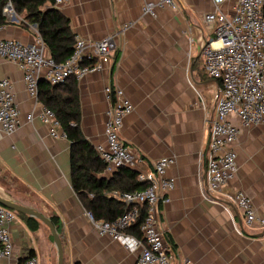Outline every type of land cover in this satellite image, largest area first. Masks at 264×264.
Returning <instances> with one entry per match:
<instances>
[{
    "label": "crops",
    "instance_id": "obj_1",
    "mask_svg": "<svg viewBox=\"0 0 264 264\" xmlns=\"http://www.w3.org/2000/svg\"><path fill=\"white\" fill-rule=\"evenodd\" d=\"M176 2L174 9L156 8L153 16L143 13L142 0H65L56 5L74 37L89 41L131 23L117 38L110 62L75 79L79 128L93 146L104 143L109 107L104 88H121L133 108L123 118L120 137L136 155L137 170H149L162 156L173 160L166 175L174 186L169 201L160 205L159 228L165 244L176 251L175 263L264 264V227L246 224L233 202L235 191L242 190L264 215V125H242L230 116L238 127L232 144L237 170L222 191L208 192L204 153L219 82L205 72L201 46L214 36L216 24L202 21L214 5L211 0ZM232 6L226 0L219 10L229 15ZM19 20L15 15L12 23L1 26L0 38L33 41V27ZM45 53L50 55L46 46ZM4 76L14 84L19 122L13 133L0 134V174L15 184L9 188L0 183V195L57 218L63 264H135L138 249L124 247L92 225L72 185L70 141L50 136L49 126L37 115L39 100L25 89L22 71L0 58V78ZM114 171L103 169L102 177ZM37 220L31 230L15 212L7 224L12 255L0 264H17L30 256L38 264H57L50 230Z\"/></svg>",
    "mask_w": 264,
    "mask_h": 264
},
{
    "label": "built area",
    "instance_id": "obj_2",
    "mask_svg": "<svg viewBox=\"0 0 264 264\" xmlns=\"http://www.w3.org/2000/svg\"><path fill=\"white\" fill-rule=\"evenodd\" d=\"M177 0H142V11L155 15L156 8H176ZM212 11L202 15L205 23L214 22V36L201 46L202 63L205 72L219 82L215 96L213 115L208 119L209 138L205 151L206 190L218 192L234 177L236 153L232 147L238 134V127L230 121L235 115L242 125H264V0H231L232 12L227 15L219 10L226 0H211ZM65 0H54L60 5ZM2 14L7 20L15 17V12L6 2ZM131 25L120 26L121 31L108 34L102 39L89 41L74 37L73 52L61 63H57L45 53V44L35 31L33 41L23 43L12 38H0V58L10 60L23 73V81L28 94L38 101V82L44 79L50 84H62L70 76L81 78L86 72L100 69L110 62L112 53L118 47L117 38ZM109 100L104 125V143L94 146L104 162V170L112 172L119 167L137 170L138 159L120 137L123 118L133 108L132 103L119 87L104 88ZM38 117L49 126L52 137L66 138L54 113L38 101ZM19 122V108L15 101L14 84L8 77L0 78V134L13 133ZM170 157L162 156L154 160L149 170H137V179L146 183L142 189L113 191L115 199L127 208L112 220L94 219L86 212L92 225L100 234L109 235L130 250L138 249L135 264H188V260L175 263L176 251L165 244L164 233L159 228L160 205L169 201L168 192L174 181L166 175L172 164ZM233 202L248 225L264 227V215L258 213L248 195L236 190ZM139 237L127 233V229L140 217ZM15 219V212L0 204V260L12 255V243L7 224ZM17 264H38L34 256Z\"/></svg>",
    "mask_w": 264,
    "mask_h": 264
},
{
    "label": "trees",
    "instance_id": "obj_3",
    "mask_svg": "<svg viewBox=\"0 0 264 264\" xmlns=\"http://www.w3.org/2000/svg\"><path fill=\"white\" fill-rule=\"evenodd\" d=\"M10 2L16 15L20 16L22 25H35L50 56L57 63L67 59L73 52L74 35L71 32L68 18L54 4V0H0V27L12 23L2 14V8ZM264 12V6H262ZM38 100L48 107L60 123L70 141V167L72 185L78 193L87 212L97 220H112L120 215L127 206L108 196L109 191H132L142 189L146 183L137 179V171L127 167H119L110 177H102L104 162L94 146L83 136L79 128L80 106L75 78L70 76L62 84H50L44 79L38 82ZM140 217L127 232L139 236ZM26 226L34 230L38 220L17 213ZM53 225L57 218L50 216Z\"/></svg>",
    "mask_w": 264,
    "mask_h": 264
},
{
    "label": "water",
    "instance_id": "obj_4",
    "mask_svg": "<svg viewBox=\"0 0 264 264\" xmlns=\"http://www.w3.org/2000/svg\"><path fill=\"white\" fill-rule=\"evenodd\" d=\"M15 18V17H14ZM128 168V167H127ZM0 204L6 208H9L17 213H23L31 217H35L39 219L41 222L47 225V227L50 230V234L52 236V239L54 241L56 252H57V264H63V249H62V243L60 236L58 235L54 225L50 221V219L44 215H42L37 210L24 206L22 204H19L15 202L14 200L1 196L0 195Z\"/></svg>",
    "mask_w": 264,
    "mask_h": 264
},
{
    "label": "rangeland",
    "instance_id": "obj_5",
    "mask_svg": "<svg viewBox=\"0 0 264 264\" xmlns=\"http://www.w3.org/2000/svg\"><path fill=\"white\" fill-rule=\"evenodd\" d=\"M0 183L9 188H14L15 185L11 179H7L6 176H3L1 174H0Z\"/></svg>",
    "mask_w": 264,
    "mask_h": 264
}]
</instances>
